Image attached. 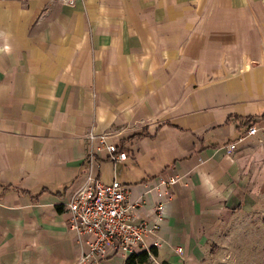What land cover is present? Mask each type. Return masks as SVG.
<instances>
[{
    "label": "crops",
    "instance_id": "1",
    "mask_svg": "<svg viewBox=\"0 0 264 264\" xmlns=\"http://www.w3.org/2000/svg\"><path fill=\"white\" fill-rule=\"evenodd\" d=\"M252 123L264 129V0H0V264H124L77 263L69 197L90 175L133 202L171 174L151 264H194L260 197Z\"/></svg>",
    "mask_w": 264,
    "mask_h": 264
},
{
    "label": "built area",
    "instance_id": "2",
    "mask_svg": "<svg viewBox=\"0 0 264 264\" xmlns=\"http://www.w3.org/2000/svg\"><path fill=\"white\" fill-rule=\"evenodd\" d=\"M71 4L73 0H58ZM258 136L264 139V129L254 123L247 126L244 136ZM88 140H95L94 150L103 149L105 157L111 162L123 161L124 152H117L113 144H106L103 135H93L87 132ZM177 174L156 176L143 182L142 192L137 200L128 202V188L115 178L103 183L90 175L85 176L83 183L69 197L67 207V230L72 234L73 241L80 251L77 263L90 258H101L109 253L120 254L123 257L145 251L152 258L150 248L159 246V240L153 238L146 242L147 234L154 235L158 222L162 219L163 205L172 197V188L178 184ZM152 195V219L142 218L132 221L130 209L139 203L147 202V196ZM177 253L180 248H176Z\"/></svg>",
    "mask_w": 264,
    "mask_h": 264
},
{
    "label": "rangeland",
    "instance_id": "3",
    "mask_svg": "<svg viewBox=\"0 0 264 264\" xmlns=\"http://www.w3.org/2000/svg\"><path fill=\"white\" fill-rule=\"evenodd\" d=\"M260 197L244 212H235L227 222L228 240L198 243L194 264H264V181ZM153 258L147 257L146 264Z\"/></svg>",
    "mask_w": 264,
    "mask_h": 264
},
{
    "label": "trees",
    "instance_id": "4",
    "mask_svg": "<svg viewBox=\"0 0 264 264\" xmlns=\"http://www.w3.org/2000/svg\"><path fill=\"white\" fill-rule=\"evenodd\" d=\"M150 253L155 255L154 248H150ZM148 255L145 251H140L138 253H131L126 256L124 264H145Z\"/></svg>",
    "mask_w": 264,
    "mask_h": 264
},
{
    "label": "clouds",
    "instance_id": "5",
    "mask_svg": "<svg viewBox=\"0 0 264 264\" xmlns=\"http://www.w3.org/2000/svg\"><path fill=\"white\" fill-rule=\"evenodd\" d=\"M5 50H6V51H9L10 49H7V48H6Z\"/></svg>",
    "mask_w": 264,
    "mask_h": 264
}]
</instances>
